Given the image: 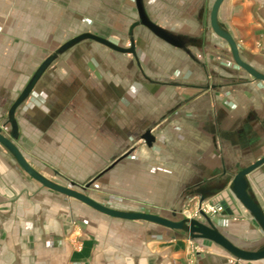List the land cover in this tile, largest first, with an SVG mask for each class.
<instances>
[{"label": "crops", "instance_id": "crops-1", "mask_svg": "<svg viewBox=\"0 0 264 264\" xmlns=\"http://www.w3.org/2000/svg\"><path fill=\"white\" fill-rule=\"evenodd\" d=\"M10 1L0 0V20ZM213 2L142 0L149 20L178 40L179 47L137 26L131 34L128 30L135 39V57L125 59L124 68L90 74L80 67L47 79L43 92L33 94L45 69L27 97L33 102L26 106L25 128L35 150L72 180L101 178L108 198L88 197L104 207L168 219L165 214L204 197L221 214L225 209L218 204L217 191L230 184L236 171L264 155V83L237 68L227 43L211 31L208 17ZM26 4L33 5L31 0ZM217 24L234 39L240 59L264 74V0H224ZM4 31L0 97L6 95L4 70L15 71L11 60L17 61L21 47L7 36L14 33L20 38L18 31L9 27ZM137 36L154 40L149 45L140 38L138 45ZM17 125L20 137L22 126ZM146 131L155 137L149 148L141 143ZM3 151L0 191L19 190L11 184L13 167L33 181ZM35 170L51 179L47 172ZM246 178L248 185L263 187L264 165ZM33 183L38 191L3 195L14 196L13 209L0 208L1 215L8 218L14 209L22 210L14 212L15 225L0 220V231L8 234L0 243L10 252L8 264H264V260L237 261L206 241L203 244L209 248L195 251L182 232L104 216ZM261 201L264 210V196ZM76 241L81 248L75 249Z\"/></svg>", "mask_w": 264, "mask_h": 264}, {"label": "rangeland", "instance_id": "rangeland-1", "mask_svg": "<svg viewBox=\"0 0 264 264\" xmlns=\"http://www.w3.org/2000/svg\"><path fill=\"white\" fill-rule=\"evenodd\" d=\"M28 1L11 0L7 14L5 13L3 19L0 20V34L5 35L4 28L9 27L14 32L18 31L22 36V38L21 36L18 38V36H14V33H12L13 35L7 34L13 40H17V43L21 46L18 48L20 49V56L17 61L15 59L11 60V62H15L17 65L15 71L12 72L7 69L6 71L4 70L3 74V84L6 86L4 92L6 95L0 97V131L7 138L10 135V125L7 115L10 105L22 93L21 91L30 82L35 72L47 58H52V64L41 75V83L34 90L33 94H41L43 92V89L46 88L47 79L68 75L71 71L80 70V67H82L84 72L88 69L90 74H93V71L97 74H103L110 73L118 67L124 68L125 59L133 61V57L131 56L113 54L105 47H101L88 40L80 42L64 53L57 52L70 39L81 34H86V32L99 38L102 37L116 46L118 45L125 49L129 48V41H134L135 39L133 34L130 38L128 30L132 23L137 21V13L134 9L133 0H31L33 3L31 6L26 4ZM10 17L13 18L9 19ZM26 30L27 34L24 33ZM127 34L129 35L128 37ZM140 38H143L144 44H148L149 42V45L150 43L152 44L150 40H154L146 36H137L138 45L140 42L142 43V41H139ZM32 102V98H26L14 115L16 123L18 122L22 126L21 135L13 140L14 144L32 167L39 171L47 172L46 174L51 178L52 182L66 187H71L70 183H76L75 189L81 191V188L88 184L91 178L78 181L72 180L59 169L51 166L47 159L44 156L42 158L41 154L35 150L36 145L34 146L33 139H31L32 137L27 133L25 128L26 123L29 121L25 118L26 106L31 105ZM0 154H5L1 147ZM11 177V184L14 188L18 187L19 190L15 189L16 191L13 190L12 192L0 191V208L3 209L7 206L13 209L10 200L14 197H4L3 195L39 190V187L29 178L25 180L15 167L12 168ZM101 182V178L94 181V184L91 185L90 189L84 191V194L87 196H96V194L102 196L103 194L108 198L109 195L102 191ZM229 185L222 186L217 191L221 195L218 204L224 206L225 210L221 214L216 213V215H212L214 226L225 237L228 238L230 236L231 241L241 248L246 249L249 247V250L262 248L264 246V233L255 224L249 213L236 201L234 195L229 190ZM248 193L260 206L262 202L261 198L264 196V185L263 187H257V185L254 186L252 183L248 185ZM210 201L201 197L199 202H192V204H187L180 211H173L174 213L170 212L165 215L177 221L185 218L199 219V208L202 210L211 208L214 212L210 214H215L216 210L214 209V205L209 203ZM14 208L17 207L14 206ZM226 210L230 214H227ZM15 211L22 214V210L17 208L13 210V215L11 216L10 214L8 218L0 214V220H4V223L10 220L15 225ZM7 235V233L0 231V243L7 239ZM9 235H11L10 239L14 241L12 238L14 234L9 233ZM187 241L198 252L209 248L208 245L203 244L206 243L204 241L190 240L188 237ZM13 245L12 242V252L15 250ZM197 245L200 246L198 247ZM74 246L75 249L82 247L77 241ZM9 253L7 248L0 247V264H8V257H11Z\"/></svg>", "mask_w": 264, "mask_h": 264}, {"label": "water", "instance_id": "water-1", "mask_svg": "<svg viewBox=\"0 0 264 264\" xmlns=\"http://www.w3.org/2000/svg\"><path fill=\"white\" fill-rule=\"evenodd\" d=\"M224 0H214L211 5V9L208 17V24L210 25V29L213 34L219 39L223 40L227 43L229 47V53L231 54V58L233 63L240 70H244L251 78L256 81H261L264 83V74L257 72L255 69L250 67L248 64L243 62L240 59L238 54L237 45L229 35L227 31H224L219 24H217V13L219 11V7ZM134 7L137 13V21L132 23L129 28V34H131L132 30L137 26H142L145 29L149 30L157 39L160 41H165L166 43L179 47L180 42L178 40L171 37L169 33H167L164 29L162 30L158 25L154 24L149 20L146 16L145 10H143L142 0H134ZM90 40L100 45L107 47L108 49L118 52L121 54H126L135 57V47L134 42L129 41V48H121L119 46L114 45L113 43L107 41L104 38H99L91 33L81 34L77 37L70 39L69 42L65 43L58 49V53H62L65 50L69 49L72 45L77 44L81 41ZM52 58L47 59L40 68L35 72L33 78L30 82L25 86V88L21 91L22 93L15 99V101L10 105V109L8 111V123L10 125V135L9 137H5L0 131V146L5 149L8 154H10L17 165L20 167L23 172L29 176L33 181L37 182L43 188L49 189L57 194H61L67 198L77 200L82 203L89 209L96 211L99 214L104 216H108L111 218L119 219V220H128V221H142L152 225H157L159 227L165 228L167 230L179 231L186 236L190 240L195 241H206L210 242L215 246L220 247L228 256L232 259L234 258L237 261L248 262V261H261L264 260V246L257 250H246L237 246L235 243L229 241L223 233L219 231V229L213 224V216L215 214H207L202 211L201 208L198 210L199 219H190L185 218L181 220H172L167 219L158 214L152 213H144V212H119L110 208H106L93 198L88 197L84 194V191L90 189L91 185L97 178L90 181V183L86 184L81 188V191L76 190V183H70L71 187H66L61 184H55L50 181L46 177H43L39 174L35 169H33L25 160L24 156L20 153L13 140H15L18 136V125L14 119V113L17 110L18 106H20L26 98L30 95L32 89L40 78L42 72L51 64ZM141 139L143 140L146 147H151L153 142L155 141V137L150 131H146L143 133ZM264 165V155L255 160L253 163L245 166L238 171H236L232 177L230 178L229 190L234 195L236 201L240 204V206L245 209L246 212L249 213L253 221L256 225H258L259 229L264 233V210L260 209L259 205L253 200L251 195L248 193V181L247 175L255 171ZM224 207V206H223ZM227 214H230L228 210H226Z\"/></svg>", "mask_w": 264, "mask_h": 264}, {"label": "built area", "instance_id": "built-area-1", "mask_svg": "<svg viewBox=\"0 0 264 264\" xmlns=\"http://www.w3.org/2000/svg\"><path fill=\"white\" fill-rule=\"evenodd\" d=\"M202 211H204V212L207 213V214H210V213H213V212H214V210L211 209V208L206 209V210H202Z\"/></svg>", "mask_w": 264, "mask_h": 264}]
</instances>
